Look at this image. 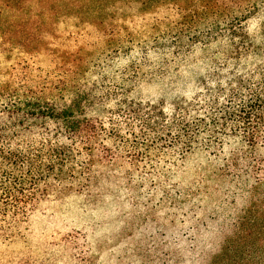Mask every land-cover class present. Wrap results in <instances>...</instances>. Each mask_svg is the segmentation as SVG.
<instances>
[{"label": "trees", "instance_id": "obj_1", "mask_svg": "<svg viewBox=\"0 0 264 264\" xmlns=\"http://www.w3.org/2000/svg\"><path fill=\"white\" fill-rule=\"evenodd\" d=\"M106 1L90 13L93 42L57 48L30 93H0V238L26 245L17 264H124L113 246L126 237L134 264H264V0ZM116 1L127 23L113 22ZM166 36L219 43L148 61ZM130 43L141 80L102 81L103 98L92 80L86 113L90 54ZM182 69L183 99L138 100L156 81L177 93L168 79ZM69 87V103L54 97Z\"/></svg>", "mask_w": 264, "mask_h": 264}, {"label": "rangeland", "instance_id": "obj_2", "mask_svg": "<svg viewBox=\"0 0 264 264\" xmlns=\"http://www.w3.org/2000/svg\"><path fill=\"white\" fill-rule=\"evenodd\" d=\"M107 4L106 0H0V93H3L6 88L7 90L4 93L12 96L22 97L26 93H30L26 90L27 85H35L36 82L41 81L45 77V71L54 67L56 63L58 64L57 57L59 53L56 51L57 48L70 51L81 40L93 42L96 29L89 20L91 18L90 13L93 12L94 5L101 9ZM115 4V6L113 5L111 8L108 6L107 8L110 11H115L116 17H114L113 22H118L121 20L119 17L121 5L118 1ZM138 4L133 3L132 8H126L125 10L133 14ZM165 5H159L158 10L160 12L166 11L164 10ZM149 13L150 11L142 12L139 15L147 16ZM81 17H84L82 21L80 20ZM124 19L121 22L127 23L128 19ZM257 23V18L250 19L247 28L251 31L257 29ZM74 34L79 35L76 41L72 39ZM215 38L204 45L196 44V46L183 37L179 40L167 36L164 39L159 38L158 41L149 40V47L155 45V48L147 50V59L148 61L164 59V61L177 62L179 60L191 61L194 57L201 58L209 50L218 47L219 42ZM99 44L102 48L100 42ZM90 47L87 46L88 49ZM141 47L142 44L130 43L128 45L124 44L122 49H115L116 46L106 49L109 51L101 56H96L97 51L90 54L93 58L88 65L86 79L88 88L85 90L84 95L87 97L89 93V97L88 101L86 100L87 102L81 104L83 111L87 113L92 109L89 105L90 96L91 103L97 95H101L102 98L105 97L102 81L106 83L105 80H110L107 83H111L110 87L112 89L114 84H124L127 87L131 83H138L141 80L143 72L138 70L140 61L134 60L129 65L128 57L135 51L142 52ZM50 49L54 52H49ZM153 50L156 51L152 52ZM18 63L20 65L17 67ZM25 64L28 65V69L23 67ZM181 65L183 66V62ZM15 67L17 68L14 69ZM92 80L97 81L94 83V89L97 93L93 98L92 93L89 91V82ZM168 81L178 89L177 93L163 92L164 84L160 81L153 82L151 85L141 84L140 89L134 91V93H136L138 100H145V97H147L148 100L155 102L154 105L159 103L162 95H166L169 101L183 99L185 93L180 91L183 87V69L181 73L175 74ZM167 89L169 91V88ZM54 97L62 98L59 99L62 103H69L74 97V93L71 92L69 87L65 92L54 93ZM122 230L123 228L120 227L119 231ZM124 241H127V243L121 244L119 242L113 246V249L117 254H120L124 264H134L139 257V252L133 248L130 238L126 237ZM98 243L101 246L103 244L101 241ZM24 246L26 245L21 241L10 243L0 238V264H17L18 261L21 262L24 258Z\"/></svg>", "mask_w": 264, "mask_h": 264}]
</instances>
